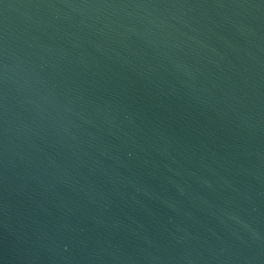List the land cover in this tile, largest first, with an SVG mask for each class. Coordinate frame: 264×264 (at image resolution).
Returning <instances> with one entry per match:
<instances>
[{
	"label": "water",
	"instance_id": "obj_1",
	"mask_svg": "<svg viewBox=\"0 0 264 264\" xmlns=\"http://www.w3.org/2000/svg\"><path fill=\"white\" fill-rule=\"evenodd\" d=\"M0 264H264V0H0Z\"/></svg>",
	"mask_w": 264,
	"mask_h": 264
}]
</instances>
